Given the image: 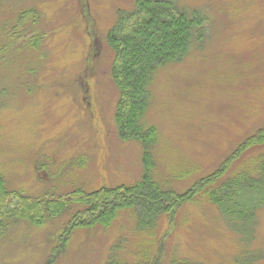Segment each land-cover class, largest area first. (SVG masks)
<instances>
[{
  "label": "rangeland",
  "instance_id": "obj_1",
  "mask_svg": "<svg viewBox=\"0 0 264 264\" xmlns=\"http://www.w3.org/2000/svg\"><path fill=\"white\" fill-rule=\"evenodd\" d=\"M172 1L202 16L203 29L182 61L155 73L143 124L157 130L158 182L185 193L264 126V0ZM135 9V0H0V177L10 191L57 199L141 180L143 148L116 128L108 44L120 13ZM71 208L41 225L11 220L0 264H45L82 209ZM175 211L151 232L134 209L108 228L78 227L53 264H264V207L245 235L204 196Z\"/></svg>",
  "mask_w": 264,
  "mask_h": 264
},
{
  "label": "trees",
  "instance_id": "obj_2",
  "mask_svg": "<svg viewBox=\"0 0 264 264\" xmlns=\"http://www.w3.org/2000/svg\"><path fill=\"white\" fill-rule=\"evenodd\" d=\"M135 4L132 12L120 13L118 24L108 34V44L114 55L110 76L119 92L116 128L121 140L138 142L143 148L141 180L130 186L103 187L89 192L79 189L57 199H33L10 191L0 177V237L11 220L41 225L73 206H81L45 264L55 263L74 229L97 225L108 228L124 210H138L139 228L151 232L164 215H172L177 208L204 196L236 232L245 235L252 231L258 211L264 207V154L256 158V165L242 163L241 168L232 170L246 155L264 147V126L238 146L218 170L199 179L185 193L174 188L167 190L158 182L153 157L157 130L143 124L150 103L149 84L158 69L186 57L194 31L203 29L204 19L197 13L190 16L172 0H135ZM197 35L203 37L200 33ZM13 199H17L15 205ZM106 264L128 263L112 257ZM170 264L195 263L181 259ZM237 264H251V260L244 259Z\"/></svg>",
  "mask_w": 264,
  "mask_h": 264
}]
</instances>
